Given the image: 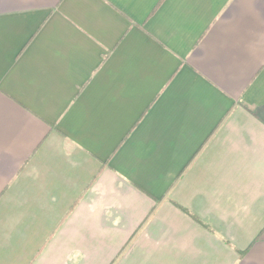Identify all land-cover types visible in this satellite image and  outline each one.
Wrapping results in <instances>:
<instances>
[{"label": "crops", "instance_id": "0c3cea01", "mask_svg": "<svg viewBox=\"0 0 264 264\" xmlns=\"http://www.w3.org/2000/svg\"><path fill=\"white\" fill-rule=\"evenodd\" d=\"M0 264H264V0H0Z\"/></svg>", "mask_w": 264, "mask_h": 264}]
</instances>
